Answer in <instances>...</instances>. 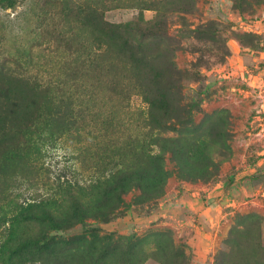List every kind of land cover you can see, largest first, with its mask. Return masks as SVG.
Listing matches in <instances>:
<instances>
[{
    "label": "rangeland",
    "instance_id": "1",
    "mask_svg": "<svg viewBox=\"0 0 264 264\" xmlns=\"http://www.w3.org/2000/svg\"><path fill=\"white\" fill-rule=\"evenodd\" d=\"M82 1L0 0V264H264V0H105L113 65ZM71 197L98 220L29 247Z\"/></svg>",
    "mask_w": 264,
    "mask_h": 264
},
{
    "label": "trees",
    "instance_id": "2",
    "mask_svg": "<svg viewBox=\"0 0 264 264\" xmlns=\"http://www.w3.org/2000/svg\"><path fill=\"white\" fill-rule=\"evenodd\" d=\"M105 6V0H83L78 9L81 12L88 10V19H79L77 33L75 37L71 38V40L73 43H76L80 49L85 48V46L90 43L92 63L97 61L98 54L97 52H94L93 49L101 50L104 48V56H110L109 63H111L110 65H113L121 61L120 55L124 51V49L122 50V43L120 41L121 30L126 28V25L127 27L130 25V27L134 29L141 28V25L139 22H129V24H115L108 22L104 19ZM122 164L126 170H116L111 173L104 182L105 190L108 189L109 191H105L106 196L103 198L106 202H109V204L114 202L111 201L113 200L112 195L121 197L125 192L124 190L119 189L123 186L119 184L128 177H131V173H129L128 170L135 168L134 165H127V163ZM101 198L102 196L99 197L98 201L102 200ZM71 200L75 206L73 209L74 212L66 215L59 212H53L47 208H43L40 212L28 211L25 215L26 217L30 219L39 218L45 223V225L41 229L39 236L35 238L30 237L28 241L24 242L29 247L45 249V253L48 255H55L58 247L65 242H69V240L63 238V234L61 233L74 226L76 223L82 222L85 225H90V220H98L97 216L93 215L90 210L81 207L82 202L80 199L71 197ZM114 208L115 207H113L110 213L114 211ZM20 243L23 244L22 242ZM38 244L40 245L37 246Z\"/></svg>",
    "mask_w": 264,
    "mask_h": 264
},
{
    "label": "built area",
    "instance_id": "3",
    "mask_svg": "<svg viewBox=\"0 0 264 264\" xmlns=\"http://www.w3.org/2000/svg\"><path fill=\"white\" fill-rule=\"evenodd\" d=\"M262 144H263V148H264V140H263ZM261 196L264 197V189L261 190Z\"/></svg>",
    "mask_w": 264,
    "mask_h": 264
}]
</instances>
